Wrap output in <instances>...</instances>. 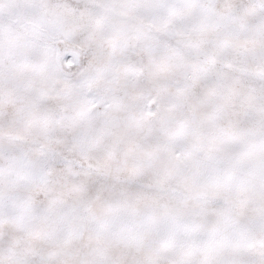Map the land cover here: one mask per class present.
I'll list each match as a JSON object with an SVG mask.
<instances>
[{"label": "snow or ice", "instance_id": "snow-or-ice-1", "mask_svg": "<svg viewBox=\"0 0 264 264\" xmlns=\"http://www.w3.org/2000/svg\"><path fill=\"white\" fill-rule=\"evenodd\" d=\"M0 264H264V0H0Z\"/></svg>", "mask_w": 264, "mask_h": 264}]
</instances>
